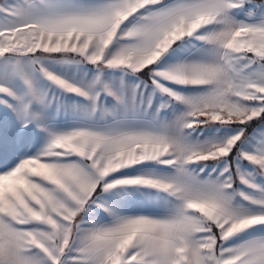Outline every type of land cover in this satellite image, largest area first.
Returning <instances> with one entry per match:
<instances>
[{
    "label": "snow or ice",
    "instance_id": "snow-or-ice-1",
    "mask_svg": "<svg viewBox=\"0 0 264 264\" xmlns=\"http://www.w3.org/2000/svg\"><path fill=\"white\" fill-rule=\"evenodd\" d=\"M0 264H264V0H0Z\"/></svg>",
    "mask_w": 264,
    "mask_h": 264
}]
</instances>
